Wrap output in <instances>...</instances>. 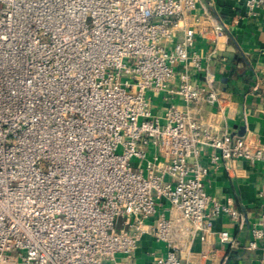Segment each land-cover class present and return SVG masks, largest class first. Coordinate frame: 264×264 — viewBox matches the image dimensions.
Wrapping results in <instances>:
<instances>
[{"label": "built area", "instance_id": "obj_1", "mask_svg": "<svg viewBox=\"0 0 264 264\" xmlns=\"http://www.w3.org/2000/svg\"><path fill=\"white\" fill-rule=\"evenodd\" d=\"M228 40L201 0H0V264H107L147 234L166 249L146 264H210L214 234L235 245L214 218L243 215L205 182L264 162V143L195 115L224 113L211 61ZM247 247L264 249V205Z\"/></svg>", "mask_w": 264, "mask_h": 264}, {"label": "crops", "instance_id": "obj_2", "mask_svg": "<svg viewBox=\"0 0 264 264\" xmlns=\"http://www.w3.org/2000/svg\"><path fill=\"white\" fill-rule=\"evenodd\" d=\"M201 2L227 24L229 40L211 61L215 87L225 98L224 113L219 112L216 104H209L195 108V115L216 132L245 135L253 143H264V10L257 15L247 14L244 0ZM198 44L205 49L209 46L202 38ZM164 103L161 95L155 97L154 112L160 113ZM209 152L206 149L202 156L204 164H209ZM229 166L227 169L221 162L218 168L211 169L206 190L221 201L231 196L244 224L240 226L226 214L214 218V230L229 231L236 244L222 243L216 234L212 235L210 242L219 250L217 259L210 264H264V249L247 247L251 228L261 218L264 205V162L237 159L230 161ZM200 247L199 243L194 246L196 250ZM165 249L154 235L147 234L131 255L119 254L116 261L107 264H146ZM220 259L225 261L221 263Z\"/></svg>", "mask_w": 264, "mask_h": 264}, {"label": "rangeland", "instance_id": "obj_3", "mask_svg": "<svg viewBox=\"0 0 264 264\" xmlns=\"http://www.w3.org/2000/svg\"><path fill=\"white\" fill-rule=\"evenodd\" d=\"M119 225H121V223Z\"/></svg>", "mask_w": 264, "mask_h": 264}]
</instances>
